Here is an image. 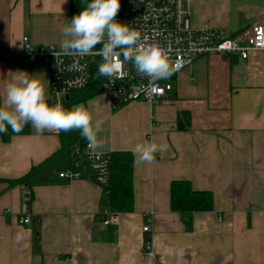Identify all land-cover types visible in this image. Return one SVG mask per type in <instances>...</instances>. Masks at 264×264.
<instances>
[{"label": "crops", "instance_id": "0c3cea01", "mask_svg": "<svg viewBox=\"0 0 264 264\" xmlns=\"http://www.w3.org/2000/svg\"><path fill=\"white\" fill-rule=\"evenodd\" d=\"M191 12L196 26L238 32L264 21V0H191ZM70 20L69 0H0V53H20L23 37L59 45ZM17 72L39 79L53 101L40 62H0V93ZM168 79L172 90L156 103L112 110L103 85L73 105L103 121L96 151L133 155V208L114 212L113 223L103 224V189L91 171L69 180L58 176L68 160L46 161L59 149L58 132L38 134L30 125L0 139V264H264V54H210ZM130 139L167 149L154 163H137ZM37 165L28 187L10 185ZM174 180L211 191L213 209L172 211ZM27 214L31 221L21 223Z\"/></svg>", "mask_w": 264, "mask_h": 264}, {"label": "built area", "instance_id": "2783aa9c", "mask_svg": "<svg viewBox=\"0 0 264 264\" xmlns=\"http://www.w3.org/2000/svg\"><path fill=\"white\" fill-rule=\"evenodd\" d=\"M120 8L116 20L149 37V42L157 44L168 52L173 62H178L179 70L189 67L200 57L210 54L237 53L246 59L250 52L264 54V21H258L249 28L232 32L222 27L196 26L192 22L191 0H119ZM24 47L20 53H0V62L44 63L48 68L49 88L53 102L62 103L70 94L85 89L91 79V65L102 62L99 55L79 59L84 70H75L71 57H56L59 45L33 46L28 37H23ZM96 46L94 51H99ZM123 62V56L119 58ZM62 62V63H61ZM111 109L114 110L131 101L156 103L172 90L171 81L160 79L154 82L141 76L131 62H123L122 67L111 77H104ZM57 132V131H56ZM111 154L109 152H90L87 142L76 143L71 151L68 164L58 171L60 178L77 180L82 169L87 168L94 175V181L104 189L110 183ZM107 219L103 224L113 223L116 214L104 210ZM31 221L30 215L20 218L23 224ZM150 233L149 225L142 227ZM144 247L150 254L151 238H146Z\"/></svg>", "mask_w": 264, "mask_h": 264}, {"label": "clouds", "instance_id": "9594fccd", "mask_svg": "<svg viewBox=\"0 0 264 264\" xmlns=\"http://www.w3.org/2000/svg\"><path fill=\"white\" fill-rule=\"evenodd\" d=\"M65 2V0H63ZM120 8L119 0H86L83 9L61 29L62 38L56 57H71L75 61L71 68L84 70L79 59L99 55L102 62L98 65L99 76L111 77L121 69L123 62H131L136 71L154 82L169 78L179 70V63L173 62L167 51L149 42L127 24L115 18ZM102 44L99 51L96 45ZM123 56V62L119 59ZM62 63V62H61ZM7 81L0 104V134L8 129L20 133L30 124L36 133L44 131L78 130L87 142L90 152L102 147L98 134L102 131V120L93 123V116L83 105L65 109L60 103L50 105L46 99L42 82L25 72H17ZM132 151L137 163H154L157 152L166 151L167 145L155 142H133Z\"/></svg>", "mask_w": 264, "mask_h": 264}, {"label": "trees", "instance_id": "16d2710c", "mask_svg": "<svg viewBox=\"0 0 264 264\" xmlns=\"http://www.w3.org/2000/svg\"><path fill=\"white\" fill-rule=\"evenodd\" d=\"M85 3L86 0H69L70 19L83 9ZM96 46H101V44ZM100 63L95 61L91 65L89 85L83 90L71 93L69 98L61 103L65 109H70L74 104L84 102L96 94L98 87L104 80V76H99L97 71ZM52 102V100L48 101L49 104ZM178 128L182 127L178 126ZM29 131L30 124L25 125L20 133H14L9 128L7 133L0 134V139L3 142H8L12 136L26 134ZM58 137L60 143L59 149L49 159H46V161L53 158L69 161L73 146L79 142H86L78 130L59 131ZM110 154V183L103 189L101 196L102 204L112 212L130 211L133 208V155L129 151H117L111 152ZM39 166H34L24 176L11 180L9 182L10 185L20 184L28 187L31 179L38 174L37 169ZM31 200L32 193H29V198L26 200V203H30ZM170 208L172 211L179 212L183 215H188L193 212L211 211L213 209V194L208 190L194 189L188 180H174L170 185Z\"/></svg>", "mask_w": 264, "mask_h": 264}, {"label": "rangeland", "instance_id": "374dc122", "mask_svg": "<svg viewBox=\"0 0 264 264\" xmlns=\"http://www.w3.org/2000/svg\"><path fill=\"white\" fill-rule=\"evenodd\" d=\"M103 85H106L105 80H103V81L101 82V84H100V86H103Z\"/></svg>", "mask_w": 264, "mask_h": 264}, {"label": "water", "instance_id": "95a60500", "mask_svg": "<svg viewBox=\"0 0 264 264\" xmlns=\"http://www.w3.org/2000/svg\"><path fill=\"white\" fill-rule=\"evenodd\" d=\"M68 99V98H67Z\"/></svg>", "mask_w": 264, "mask_h": 264}]
</instances>
